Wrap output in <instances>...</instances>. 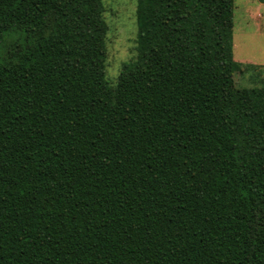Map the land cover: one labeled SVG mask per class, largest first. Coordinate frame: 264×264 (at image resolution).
<instances>
[{
    "label": "trees",
    "instance_id": "obj_1",
    "mask_svg": "<svg viewBox=\"0 0 264 264\" xmlns=\"http://www.w3.org/2000/svg\"><path fill=\"white\" fill-rule=\"evenodd\" d=\"M233 9L137 0L110 85L104 0H0V264H264V79L235 86Z\"/></svg>",
    "mask_w": 264,
    "mask_h": 264
},
{
    "label": "rangeland",
    "instance_id": "obj_2",
    "mask_svg": "<svg viewBox=\"0 0 264 264\" xmlns=\"http://www.w3.org/2000/svg\"><path fill=\"white\" fill-rule=\"evenodd\" d=\"M137 0H104L103 18L108 27L106 80L114 85L124 64L136 62ZM15 36L0 41V53ZM233 59L239 70L234 74L236 88H258L264 79V3L234 0Z\"/></svg>",
    "mask_w": 264,
    "mask_h": 264
}]
</instances>
